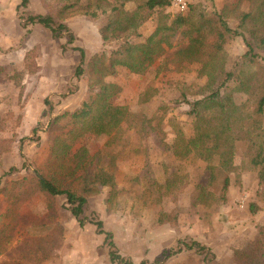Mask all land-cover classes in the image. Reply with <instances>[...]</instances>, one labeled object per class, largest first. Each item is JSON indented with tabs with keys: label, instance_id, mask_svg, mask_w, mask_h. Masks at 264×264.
Wrapping results in <instances>:
<instances>
[{
	"label": "rangeland",
	"instance_id": "rangeland-1",
	"mask_svg": "<svg viewBox=\"0 0 264 264\" xmlns=\"http://www.w3.org/2000/svg\"><path fill=\"white\" fill-rule=\"evenodd\" d=\"M86 1L80 0L82 4ZM66 2L29 0L23 7L21 0H0V262L112 264L104 234L90 222L93 218L103 221L119 253L136 264L142 260L151 264L155 260L165 264H232L233 248L243 246L256 234L257 226L264 223V200L259 196L261 188L255 174L243 172L240 184L235 182L234 174L230 175L225 203L195 204L196 186L208 183L209 172L202 160L180 161L173 157L169 147L174 133L168 121L175 117L188 132L191 118L186 113L187 101L206 92V77L198 75L197 64L177 71L170 63L166 70L155 72L158 65L185 45L181 30L170 38L171 46H166L148 72L133 74L121 68L107 77V81L120 86L114 102L144 112L152 122L147 135L141 137L129 130L123 141L111 148L116 154L113 162L100 153L108 140L105 134L89 136L75 144L73 151L81 145L88 148L90 174L102 169L114 176V186H100L85 206L83 225L71 214L65 196L51 198L36 190L18 206L12 203L15 183L31 176L32 170L45 160L54 136L69 128L67 118H56L75 110L87 92L86 74L79 78L74 74L80 53L73 47L83 48L87 60L94 53L111 48L103 44L97 21L82 14L69 15L68 11L66 18L60 19ZM224 3L225 0H188V4H201L208 11L220 10ZM242 7L247 10L248 3ZM75 10H79L78 6L70 11ZM164 10L177 12L170 5ZM158 11L145 10L138 15L144 38L156 28ZM31 14L51 15L62 21L74 34V42L68 44L65 34L53 37L41 24L27 23L26 17ZM61 46H65L62 51ZM54 50L60 51L58 57ZM225 50L230 56L229 68L246 45L237 37L226 44ZM27 54L31 58L26 60ZM32 64L37 65L34 73L28 72ZM45 77L53 81L57 93L49 95L48 103L39 100V117L17 115ZM27 78L30 82L23 84ZM147 87L155 92L142 103L139 96ZM257 91L254 86L249 93L238 92L234 97L237 103L253 101ZM262 119L264 122V113ZM245 148V142H236L237 163ZM176 172L184 178L170 192L167 182ZM221 181L219 175L209 190L219 195ZM164 214H168L163 217L167 220L160 222ZM192 242L206 249L183 245Z\"/></svg>",
	"mask_w": 264,
	"mask_h": 264
},
{
	"label": "trees",
	"instance_id": "trees-1",
	"mask_svg": "<svg viewBox=\"0 0 264 264\" xmlns=\"http://www.w3.org/2000/svg\"><path fill=\"white\" fill-rule=\"evenodd\" d=\"M28 3L29 0H21L20 5L26 7ZM244 3H248L247 10L242 7ZM170 4L171 0H87L84 4L80 0H67L60 10V19L66 18L68 11V14H82L97 21L103 44L111 48L96 52L87 60L83 48L73 47L80 53L74 74L77 78L86 74L87 92L75 110L56 118H67L69 128L54 136L45 160L32 170L31 176L15 183L16 189L12 187L14 205L18 206L19 201H25L36 190L51 198L65 196L71 214L83 225L85 206L99 192L100 186H114V176L102 169L90 174L87 171L90 164L88 148L81 145L73 151L75 144L86 137L105 134L108 140L100 153L113 162L116 154L111 148L122 142L129 130L141 137L147 135L152 122L144 112L132 111L127 105L115 103L120 86L107 81V77L121 68L133 74L148 72L164 54L166 46H171L170 38L180 30L186 38L185 45L158 65L155 72L159 74L166 70L170 63L177 71L197 64L200 67L198 75L206 77V92L187 101L189 110L186 113L191 118L188 132L175 117L168 121L174 133L169 147L173 157L180 161L202 160L209 172L208 183L196 186L195 204L225 203L230 175L234 174L235 182L240 184L243 172L255 174L261 188L259 196L264 200V0H225L220 10L212 11L201 4H188L185 12H165L164 7ZM76 6L79 10L70 11ZM155 9H159L157 26L144 38L139 31L138 15ZM26 21L43 25L55 38L65 34L68 44L75 40L68 26L51 15L31 14ZM237 37L243 39L246 50L228 68L230 56L225 46ZM29 57L27 54L25 59ZM36 69L35 64L28 66L30 73ZM254 86L258 91L253 101L236 102L235 93H249ZM154 92V88L147 87L140 94L139 101H147ZM238 141L245 142L246 148L237 163ZM23 166L27 167V163L24 162ZM219 175H222V187L221 193L216 195L208 186ZM183 178L177 172L173 173L172 180L167 182L169 191L173 192ZM167 215H162L160 222H165L167 218L163 217ZM90 222L104 234L112 264H136L119 253L102 220L92 218ZM183 245L190 249H206L198 242ZM154 263L165 264L160 260ZM138 264L151 263L142 260ZM232 264H264V223L257 226L256 234L243 246L233 248Z\"/></svg>",
	"mask_w": 264,
	"mask_h": 264
},
{
	"label": "crops",
	"instance_id": "crops-1",
	"mask_svg": "<svg viewBox=\"0 0 264 264\" xmlns=\"http://www.w3.org/2000/svg\"><path fill=\"white\" fill-rule=\"evenodd\" d=\"M36 24V23H34ZM39 24V23H38ZM60 51L64 50L63 47L61 46L59 48ZM58 50H54L55 52V56L58 57V52H60ZM22 53L25 54V52L22 51ZM61 56V54H59ZM22 56V55H21ZM46 79L48 77H45ZM44 79V78H43ZM40 80V82H38V90L36 91L35 94L32 93V95L29 97L28 102L26 103L24 109L22 110H17L16 114H22L24 117H39L40 115V105H39V100L41 101H45L48 100L49 95H52L54 93H57L54 89V83L53 81L50 82L49 78L46 80ZM30 81L29 79H24L23 80V84H28ZM58 82V81H57ZM56 82V83H57Z\"/></svg>",
	"mask_w": 264,
	"mask_h": 264
},
{
	"label": "built area",
	"instance_id": "built-area-1",
	"mask_svg": "<svg viewBox=\"0 0 264 264\" xmlns=\"http://www.w3.org/2000/svg\"><path fill=\"white\" fill-rule=\"evenodd\" d=\"M170 6L175 8L177 12H185L188 8V0H171Z\"/></svg>",
	"mask_w": 264,
	"mask_h": 264
}]
</instances>
